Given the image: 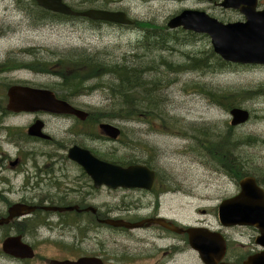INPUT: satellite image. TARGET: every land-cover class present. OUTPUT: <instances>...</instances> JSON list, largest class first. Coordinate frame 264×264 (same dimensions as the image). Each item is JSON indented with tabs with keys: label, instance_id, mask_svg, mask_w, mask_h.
Returning a JSON list of instances; mask_svg holds the SVG:
<instances>
[{
	"label": "rangeland",
	"instance_id": "1",
	"mask_svg": "<svg viewBox=\"0 0 264 264\" xmlns=\"http://www.w3.org/2000/svg\"><path fill=\"white\" fill-rule=\"evenodd\" d=\"M63 1L77 12L98 9V6L102 5L109 6L112 12L125 13L132 23L130 25L110 23L97 27L93 24L94 21L86 18L80 20L81 17L51 15L49 13L52 12L40 8L33 0H0V65L6 70L10 65L19 67L18 71L7 75L6 82L0 77V93L6 91L7 94V88L13 86L51 87V84L59 83L58 76L46 74L39 68L35 70L32 67H37L43 62L49 67L59 68L52 62L68 52L73 56L82 54L88 60L98 61L101 67L104 64L110 67L123 62L127 65H136L138 61L142 64L139 66H158L161 77L165 78V82L170 81L169 86L159 92L162 100L160 110L177 119V122L167 120L165 117L151 124L140 119L134 122L109 121L121 130L120 139L109 140L98 128V142L87 145V148H96L97 156L101 160L148 163L159 174L162 185L167 188L166 195L159 198L157 212L184 226H202L210 231L211 228L219 226L218 206L224 199L239 193V182L243 178H254L264 190V90H261L264 89V66L230 65L214 68V59L211 58L209 64L211 63L212 67L208 70L171 73L162 64L163 61L173 65L181 64L185 59L182 53L205 54L209 50L213 52L210 38L199 34L189 37L185 35L188 33L183 31L182 34L179 33L181 45L174 46V50L164 51L148 50L143 39L145 32L142 28L146 23L152 27L172 31L167 26L168 21L183 10L204 9L209 16L223 23L244 21L238 11L200 4L196 0ZM259 2L264 5V0ZM46 11L49 13L46 14ZM133 21L135 25H132ZM89 54L95 56L91 58ZM135 55H138V59L134 58ZM80 68H84L86 72V67ZM109 74L108 70H105L101 79L89 81L87 85L94 86L93 90L72 97L70 99L72 104L85 111L98 112L106 109L110 99L109 93L103 89V84L111 80ZM155 75L156 72H147L144 78L148 79L149 76ZM200 88L235 95L240 91H249L253 97L241 100L236 107L228 111L211 103L206 95L200 92ZM53 93L59 98L55 90ZM234 108L247 111L248 121L235 127L231 126L229 113ZM31 118L33 117L29 114H23L19 121L26 125L30 123L28 121ZM39 118L46 120V131L53 134L58 141L65 140V130L73 124L68 118L48 116ZM161 123H164L165 128ZM202 129H209V133L218 134L217 136L224 135L219 139L221 147L208 150L206 154L209 156L206 157H200L196 151L198 136L194 131ZM226 133H229L230 137L225 135ZM248 137L254 140L243 143ZM231 138L239 142L236 149L233 146L227 149L228 140L231 141ZM37 147L39 152L52 150V147L42 144H38ZM223 155L225 158L228 157V164H236L239 158L250 174L231 177L222 172L216 163L210 161L212 160L210 156L222 158ZM117 196L120 199L122 194L118 193ZM132 196L143 205L155 204L151 196L138 193ZM112 197L105 192L98 193V203H111ZM146 212L147 210L143 213ZM102 220L116 221L112 218ZM101 223L110 226L104 221ZM258 235L257 230L250 227L234 228L228 231L229 238L233 239L229 246L231 250L242 247L263 250L256 245L255 238ZM115 239L120 237L103 231V247L109 252ZM175 248L177 255L175 258H168L167 264H203L197 252L189 247L185 237L176 243ZM30 249L32 250L31 247ZM13 258L36 259L37 264L42 263V258L34 252L32 258ZM3 259L0 255V264H17ZM54 262L62 263L52 261V264H56ZM228 262L234 263L231 260Z\"/></svg>",
	"mask_w": 264,
	"mask_h": 264
},
{
	"label": "flooded vegetation",
	"instance_id": "2",
	"mask_svg": "<svg viewBox=\"0 0 264 264\" xmlns=\"http://www.w3.org/2000/svg\"><path fill=\"white\" fill-rule=\"evenodd\" d=\"M196 1L217 7L221 2ZM258 4L260 9L264 8L259 0ZM98 10L113 11L105 5L98 6ZM195 10L207 12L204 9ZM79 19L84 20L82 17ZM93 24L98 27L110 23L94 21ZM132 25H135V21ZM90 56L93 58L95 55ZM92 62L98 65V61ZM92 62L68 60L61 55L52 63L59 67H74ZM8 68L6 70L0 65V77L5 82L9 73L19 70L15 65ZM32 87L54 91L50 87ZM6 95V91L0 93V255L4 259L17 264H37L36 259L19 260L5 253L3 245L10 239H17V242L20 239L22 244L30 246L34 254L42 258L41 264H52V261L65 264H167L168 258L176 257V243L184 237L187 239V236L176 234L150 221L164 218L175 226H182L157 212L159 198L166 195L167 188L150 165L140 164L155 173L151 190L112 189L106 186L98 188L97 181L70 158V150L77 147L88 149L98 159L96 148H87V145L98 142L97 111H85L70 101L76 109L86 113L83 120L72 115L44 111L13 112L7 109ZM23 114L33 117L28 121L29 124L22 125L19 121ZM40 116L71 120L73 124L65 130V140L58 141L53 134H49L46 131V120ZM33 126L39 127L44 138L35 135V132L30 133ZM38 144L50 146L52 150L39 152ZM131 165L136 163L128 166ZM101 192L113 196V201L98 203V193ZM118 193L122 194L120 199ZM136 193L151 196L155 200L154 206L143 205L135 200L132 195ZM145 210L147 212L143 213ZM108 218L123 220L134 227L114 228L101 223L104 221L102 219ZM234 228L248 229L242 226L225 227L220 223L211 228L212 232L220 233L226 242V253L222 261L241 263L248 256L262 251L244 247L231 250L229 245L233 239L229 238L228 231ZM104 230L120 237L113 241L110 252L103 247Z\"/></svg>",
	"mask_w": 264,
	"mask_h": 264
},
{
	"label": "water",
	"instance_id": "3",
	"mask_svg": "<svg viewBox=\"0 0 264 264\" xmlns=\"http://www.w3.org/2000/svg\"><path fill=\"white\" fill-rule=\"evenodd\" d=\"M33 1L40 8L55 14L84 17L92 21L119 25L132 23L123 12L97 9L76 12L63 0ZM257 4L258 0H222L218 4L224 10L238 11L244 21L223 23L203 11L188 9L172 17L167 26L172 31L182 29L194 34L207 35L213 52L226 63L264 66V8L258 10ZM7 97L9 111H44L57 115H72L82 120L86 117V113L56 98L55 94L47 89L13 86L8 89ZM229 114L230 125L233 127L244 124L249 119V113L240 108L232 109ZM98 128L102 135L112 141H116L121 134V130L110 123H101ZM29 131L44 138L37 126L31 127ZM69 156L78 162L94 181H97L98 188L106 186L112 189L151 190L153 186L154 172L145 166H118L96 159L89 151L77 147L70 150ZM239 186L240 192L236 196L223 200L218 206V220L227 227L238 225L256 228L260 233L256 243L264 248V192L257 187L252 177L243 178ZM46 209L62 211L57 208ZM150 221L177 234H185L189 247L197 252L203 264H233L221 261L225 255L226 243L220 234L213 233L205 227H176L164 218ZM104 222L113 227L127 229L134 227L122 220H104ZM16 240L10 239L3 245L5 253L16 258H32L33 252L30 247L21 244L19 239L18 242ZM241 264H264V251L249 256Z\"/></svg>",
	"mask_w": 264,
	"mask_h": 264
},
{
	"label": "trees",
	"instance_id": "4",
	"mask_svg": "<svg viewBox=\"0 0 264 264\" xmlns=\"http://www.w3.org/2000/svg\"><path fill=\"white\" fill-rule=\"evenodd\" d=\"M75 10V9H74ZM49 13L46 11V14ZM54 16H58L52 13H49ZM60 17V16H58ZM145 32L143 39L146 43L148 50L155 49L156 51L164 50H174V46L181 45V37L179 33L183 31H168L167 28L162 27H152L151 24H147L142 28ZM185 34L189 37L195 36L190 32ZM183 44V43H182ZM185 56L184 62L181 64H169L162 62L171 73H181L184 71H203L208 70L212 67L210 59H214L213 67H226L233 64L226 63L221 58L216 56L212 50L205 52H199L196 54H187L182 53ZM64 58L68 60H77L81 62L89 61L84 55L80 54L78 56H73L71 53L62 54ZM134 58L138 59V55H135ZM92 62V60H90ZM44 66V67H41ZM140 61L136 65H127L126 62L117 64L114 66H106L105 64L101 67L95 63L87 65H77L74 67L67 68L65 65L62 67H49L47 64L41 62L37 67H32L33 69L42 70L46 74H51L58 76L60 79L59 83L51 84V89L55 90L58 93V97L70 102L72 97L81 95L84 93L91 92L94 88L92 85H87V83L93 79H101V75L108 70L109 75L112 77L111 80L103 84V89L109 93V106L106 109L98 111V125L104 121H124V122H134L138 119L144 123L151 124L152 122L159 121V118L165 117L167 120L177 122V119L164 114L160 108L162 100L159 97L160 91L162 88H167L170 84V81L165 82V78L161 77L158 72V66L147 65L139 66ZM86 67V72L84 68ZM147 72H156V75L153 77L144 78ZM261 90H264L261 88ZM202 92L209 101L217 106L222 107L225 110H230L233 107H236L243 99L252 98V92L240 91L237 95L228 92H212L205 91L200 88ZM114 109V110H112ZM143 110H146L143 112ZM165 128L164 123H161ZM209 129L195 130L197 132L198 139L196 151L199 153L200 157L209 156L206 154L208 150H213L215 148H220L219 139L223 138L224 135H214L208 132ZM230 137L229 133H226ZM252 137L245 138L246 141H253ZM236 149L239 146V142L231 138V141L228 140L227 149L232 147ZM228 153V152H227ZM212 162L218 165V168L222 172H226L231 177H243L250 174L248 170L243 166L242 162L238 158L236 164L229 163L228 157L225 158L223 155L222 158H216L215 156H210ZM235 161V162H236ZM113 163L127 166L133 162H125L123 160H116ZM146 164V163H143ZM148 164V163H147Z\"/></svg>",
	"mask_w": 264,
	"mask_h": 264
},
{
	"label": "bare ground",
	"instance_id": "5",
	"mask_svg": "<svg viewBox=\"0 0 264 264\" xmlns=\"http://www.w3.org/2000/svg\"><path fill=\"white\" fill-rule=\"evenodd\" d=\"M133 158V157H132ZM132 158H130V159H132Z\"/></svg>",
	"mask_w": 264,
	"mask_h": 264
}]
</instances>
